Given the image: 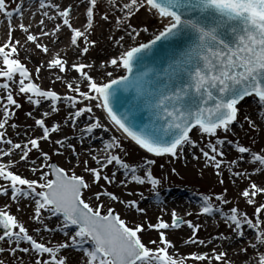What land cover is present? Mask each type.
I'll use <instances>...</instances> for the list:
<instances>
[{
  "label": "snow or ice",
  "instance_id": "1",
  "mask_svg": "<svg viewBox=\"0 0 264 264\" xmlns=\"http://www.w3.org/2000/svg\"><path fill=\"white\" fill-rule=\"evenodd\" d=\"M36 3L39 21L33 31L35 13L26 0H0V24L5 26L0 40V264H264V148L229 139L237 137V127L247 129L250 137H264V0ZM78 13L84 17L79 27L73 23ZM141 17L144 26L133 24ZM97 19L115 30L108 39L119 49L100 63L86 59L97 43L90 39ZM48 22H54L51 28ZM144 34L146 41L138 39ZM61 35L67 47L53 52L49 44L63 43ZM116 70L120 74L114 77ZM42 72L52 86L37 83ZM56 82L66 93L53 90ZM118 92L125 95L114 105ZM18 98L30 106L24 116L32 123L23 132L16 123L23 109ZM62 112V122H52ZM9 128L19 142L8 136ZM113 129L120 135L101 139V148L77 150V137L83 143L96 130ZM57 133L63 138L53 140ZM43 144L52 145L51 150ZM225 146L236 153L230 160ZM65 153L68 167L53 162V156ZM185 157L212 168L221 185L225 167L233 184L246 181L238 196L251 214L235 206L225 212L221 206L230 203L225 189L214 197L215 204L213 197H201L198 215L218 216L228 229L209 239L199 238L200 225L175 211L170 223L162 217L155 223L122 218L116 205L124 216L146 215L139 199L122 198L143 199L144 194L131 189L118 196L110 186L147 185L158 199L161 179L152 168L158 160ZM184 224L191 235L183 245H211V250L178 254L168 232ZM152 231L157 239L145 243L142 234ZM60 233L63 241L52 243ZM245 238L251 243L236 249L235 260L215 246ZM73 251L79 260H73Z\"/></svg>",
  "mask_w": 264,
  "mask_h": 264
},
{
  "label": "rangeland",
  "instance_id": "2",
  "mask_svg": "<svg viewBox=\"0 0 264 264\" xmlns=\"http://www.w3.org/2000/svg\"><path fill=\"white\" fill-rule=\"evenodd\" d=\"M28 5L31 7L32 12L35 13V17L32 19L33 24V31L36 30V26L38 25L39 21V11H38V4L36 3V0H26ZM57 3H60L59 0H57ZM50 14H54L51 13ZM26 18L24 20V23H28V14L26 13ZM78 16V19L75 20L74 26L79 27L84 22V17L81 14H76ZM54 22H48V27L51 28L52 24ZM141 24V26H144L145 21L144 18L141 17L139 20H133V24ZM155 27V25H153ZM110 28L109 25L105 22L99 21L97 19V26L95 27V31L93 35L90 37V39L95 40L96 46L93 49H90V52L87 54L86 59L88 62H94V63H100L104 61L105 59H110L114 55L119 54V49L114 47L111 42L108 39V36L110 34ZM149 31H152V28H149ZM113 34L115 33V30L113 29ZM37 34H39L37 32ZM17 36H19V33H16ZM5 38V26L3 24H0V40H3ZM61 41L63 43L58 44L57 46L53 47L52 44H49L50 49L55 52L59 51L60 49H64L67 47V40L64 35H61L60 37ZM138 39H143L146 41L147 34H144L142 37ZM47 43V41H45ZM62 55L64 53H61ZM24 54L21 53V58L23 59ZM35 59H47V57H38L34 56L33 60ZM26 62V61H25ZM28 66L31 68L32 65L28 64ZM109 71H112V69H108ZM94 76L98 75V73L93 72ZM120 74L119 70L114 71L113 75L118 76ZM73 77H75L76 73H71ZM41 76L43 77L42 80L37 81V83H40L42 87L48 88L52 86V81L48 78V73L42 72ZM58 93H66V88L64 85H62L59 82H56L54 89ZM20 102L23 105V109L21 111L17 112V119L16 123L20 125L21 127L18 129V131L23 132V126L26 124H31L32 120L28 119L24 116V111L28 110L30 106L24 102L22 99L18 98ZM48 102H43L44 107H47ZM60 107L63 109L65 106L60 105ZM97 114H99L100 110H95ZM62 116L63 112L60 116L55 117L52 122H56L57 120H60L62 122ZM237 137L229 136V139H236L239 138L240 142L245 145H250L254 150H259L261 148H264V137H262L259 134H252V137L255 138V143H251L252 137L246 135L247 129L245 131H240V129L237 127ZM64 132L68 134L69 138H72L73 133L71 129L65 128ZM63 133H57L53 134L52 139L55 140L58 136L60 138H63ZM110 135H117L113 130L110 133H104L102 130H96L95 136L92 139H86L83 143H81L76 138V147L78 151H83V148L91 147V148H101L102 145L100 143L101 139L107 140ZM8 136L14 140V142H19L20 137L16 134V132H13L12 129H8ZM119 136V135H117ZM129 142H126V144ZM45 149V151H50L52 148V145L49 144H43L42 145ZM86 151V150H85ZM225 151L228 153L227 159H232L236 153L234 150H232L230 147L225 146ZM68 156V153H65L62 157H56L53 156V161L57 163L59 166L68 167L66 158ZM83 155L81 159H83ZM163 165L161 168L160 165ZM172 168H175V173L171 171ZM23 171V169H22ZM77 174L80 173V169H77ZM152 171L154 175L161 179V185L158 188V199L155 195H153L149 191V186H135V185H129L127 189H123L119 186V183L116 185L110 186L109 191H112L116 193L118 196H121L122 194L126 193L128 190L135 189L137 192H143L144 198L140 199L139 197H127L126 195H122V198L125 199H139L140 200V206L145 209L146 215L142 214H128L127 216H124L122 212V206L116 205L117 212H120L122 215V218H125L127 220H136V221H145V222H151L155 223L157 221L158 217H162L163 220L166 222H171L170 214L172 211H175L177 215L182 218L185 221H190L193 225H200V228L198 230V237L201 239H209L211 237H214L217 235V233H225L228 231L227 226L219 219V217H205L202 215H198L199 209L202 207V196H211L213 197L212 203H216L214 200V197L216 195H220L224 192L226 189V198L230 201V203L223 207L224 211L227 212L231 207H238V209L241 212H246L249 215L252 212V208L247 206L242 198L238 196V190L243 188L246 181H237L236 184H233L231 180L227 178V168L225 167V184L221 185L218 183L217 177L214 175V170L210 167H203L202 162H197L194 160H191L190 157H185L184 159H180L177 161L169 162L167 159H161L157 161V165L152 168ZM25 175H27V172H25ZM86 175V174H85ZM121 178L120 174H117V180ZM179 192L178 195V202L182 203L186 206V210L179 212L176 209H174L175 206H172L175 202L171 198V195L174 192ZM182 193V194H180ZM3 198H0V205L3 204ZM151 207H154L152 209ZM188 213H191V215H188ZM21 218L25 221L27 224V215L24 214L21 216ZM31 227V225H29ZM143 235V240L145 243L149 241L150 239H157V234L152 232H146ZM191 235V230L187 227V224H184L181 226V228L176 230H169L168 232V239L172 240L177 248L179 249V253L181 255H187L188 253L194 252V251H202L207 252L211 250V245L208 248H200L197 249L194 246H185L182 243L183 239H186L188 236ZM57 241H63V234H57L54 239L51 240L52 243H56ZM245 243H251L250 240L245 238L243 241H240L237 243V246L234 247L232 245H229L227 243L221 245L219 241L216 242L215 246L217 250L223 249L228 251L229 256L235 260L236 259V249L243 246ZM151 247V245H149ZM70 255L72 256L73 260H79L80 254L77 252H71ZM25 261H27V257H25ZM215 264V262H214Z\"/></svg>",
  "mask_w": 264,
  "mask_h": 264
},
{
  "label": "bare ground",
  "instance_id": "3",
  "mask_svg": "<svg viewBox=\"0 0 264 264\" xmlns=\"http://www.w3.org/2000/svg\"><path fill=\"white\" fill-rule=\"evenodd\" d=\"M60 2H63V0H59ZM111 32H113V29H111ZM115 34V33H114ZM120 72V71H119ZM113 131L115 132V130L113 129ZM115 133H117V132H115ZM118 135H120L119 133H117ZM100 146H102V145H100ZM88 149V147H84L83 148V151H85V150H87ZM180 194H182V193H180ZM178 195H179V192H174L172 195H171V198L173 199V200H175V202H174V204L172 205V206H175L174 207V209H176L177 211H179V212H182V211H185L187 208H186V206L184 205V204H182V203H179L178 202ZM152 209H154V207H151ZM236 245H237V243L236 244H233L232 246H234V247H236ZM237 246H239V245H237Z\"/></svg>",
  "mask_w": 264,
  "mask_h": 264
},
{
  "label": "water",
  "instance_id": "4",
  "mask_svg": "<svg viewBox=\"0 0 264 264\" xmlns=\"http://www.w3.org/2000/svg\"><path fill=\"white\" fill-rule=\"evenodd\" d=\"M165 66H166V65H165ZM150 67H154V66L150 65ZM124 95H125V94H123V93H121V92H118V93H117V98L114 100V105H117L119 99L122 98V97H124ZM119 110H120V111H124V108L121 107Z\"/></svg>",
  "mask_w": 264,
  "mask_h": 264
}]
</instances>
